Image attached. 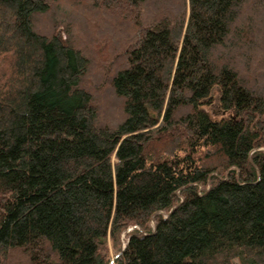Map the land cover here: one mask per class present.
<instances>
[{"label":"trees","instance_id":"obj_1","mask_svg":"<svg viewBox=\"0 0 264 264\" xmlns=\"http://www.w3.org/2000/svg\"><path fill=\"white\" fill-rule=\"evenodd\" d=\"M0 264H264V0H0Z\"/></svg>","mask_w":264,"mask_h":264},{"label":"rangeland","instance_id":"obj_2","mask_svg":"<svg viewBox=\"0 0 264 264\" xmlns=\"http://www.w3.org/2000/svg\"><path fill=\"white\" fill-rule=\"evenodd\" d=\"M101 7V6H100ZM218 97V96H217ZM210 110L212 112L218 113V105L214 104L213 106L210 107ZM124 236V235H123Z\"/></svg>","mask_w":264,"mask_h":264}]
</instances>
